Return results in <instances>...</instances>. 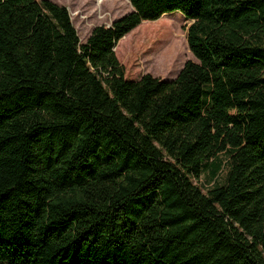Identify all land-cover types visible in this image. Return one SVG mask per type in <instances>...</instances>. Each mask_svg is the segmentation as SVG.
I'll return each mask as SVG.
<instances>
[{
    "label": "trees",
    "instance_id": "1",
    "mask_svg": "<svg viewBox=\"0 0 264 264\" xmlns=\"http://www.w3.org/2000/svg\"><path fill=\"white\" fill-rule=\"evenodd\" d=\"M129 2L82 43L66 6L0 0V264H264V0ZM173 11L197 61L126 78Z\"/></svg>",
    "mask_w": 264,
    "mask_h": 264
},
{
    "label": "rangeland",
    "instance_id": "2",
    "mask_svg": "<svg viewBox=\"0 0 264 264\" xmlns=\"http://www.w3.org/2000/svg\"><path fill=\"white\" fill-rule=\"evenodd\" d=\"M68 8L73 24L75 25L81 42L85 43L89 37V32L96 25H109L117 18L131 12L133 6L129 0H106L102 5L97 6L93 2L88 7L77 8V0H52ZM99 8L103 18L97 15L91 16L92 26L85 25L81 16L93 14ZM71 11L81 12L79 15L72 16ZM166 14V13H165ZM166 20H171L175 26L172 32H162L153 30L150 25L143 21L138 27L127 34L116 52L119 60L125 66V76L128 79H139L143 74H152L165 80L176 78L187 60L197 61L190 50L187 40V30L193 22L187 19L180 11L168 12ZM218 157L224 163L229 159L228 152H221ZM228 171L227 164L216 177V181L223 183ZM196 183L204 191L212 188L214 178L209 169L205 170Z\"/></svg>",
    "mask_w": 264,
    "mask_h": 264
},
{
    "label": "crops",
    "instance_id": "3",
    "mask_svg": "<svg viewBox=\"0 0 264 264\" xmlns=\"http://www.w3.org/2000/svg\"><path fill=\"white\" fill-rule=\"evenodd\" d=\"M91 32H92V29L90 30L89 34H91Z\"/></svg>",
    "mask_w": 264,
    "mask_h": 264
},
{
    "label": "water",
    "instance_id": "4",
    "mask_svg": "<svg viewBox=\"0 0 264 264\" xmlns=\"http://www.w3.org/2000/svg\"><path fill=\"white\" fill-rule=\"evenodd\" d=\"M109 25H111V23Z\"/></svg>",
    "mask_w": 264,
    "mask_h": 264
}]
</instances>
